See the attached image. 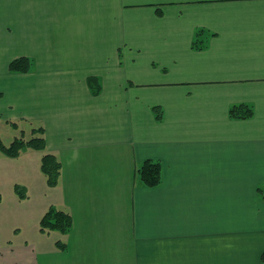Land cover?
<instances>
[{
	"label": "crops",
	"instance_id": "1",
	"mask_svg": "<svg viewBox=\"0 0 264 264\" xmlns=\"http://www.w3.org/2000/svg\"><path fill=\"white\" fill-rule=\"evenodd\" d=\"M241 103L252 116L229 117ZM19 118L61 169L48 187L41 151L0 152V185L39 190L0 214V264H262L264 0H0V132ZM49 206L66 235L39 230Z\"/></svg>",
	"mask_w": 264,
	"mask_h": 264
},
{
	"label": "trees",
	"instance_id": "2",
	"mask_svg": "<svg viewBox=\"0 0 264 264\" xmlns=\"http://www.w3.org/2000/svg\"><path fill=\"white\" fill-rule=\"evenodd\" d=\"M204 32L203 28L195 30L192 39V47L201 49L204 47ZM33 60L27 56H19L12 59L8 63V70L13 73H26L32 70ZM89 82H96L93 77L89 78ZM156 115V119L160 120L162 117V109L159 106L152 107ZM253 114V108L249 104H234L228 110L229 117L233 119H246ZM7 123L13 128L19 129L18 135H14L9 141H4L0 135V152L8 157H18L25 149H35L42 152L40 158V170L45 177V182L48 187H54L59 178L61 163L58 157L45 150V130L41 125H33L31 121L26 119L9 120ZM23 124H27V129ZM22 125V126H21ZM137 173L141 182L149 187L155 186L161 181V166L158 161L145 160L138 168ZM15 192L20 199L26 197V193L17 185L14 186ZM261 191V189H259ZM262 193V192H261ZM263 198L264 194L262 193ZM72 226L71 216L64 210L58 209L54 206H49L39 219V230L41 232L57 231L62 235H66ZM58 249L64 250L66 244L63 240L55 242ZM261 263L264 264V251L260 255Z\"/></svg>",
	"mask_w": 264,
	"mask_h": 264
},
{
	"label": "rangeland",
	"instance_id": "3",
	"mask_svg": "<svg viewBox=\"0 0 264 264\" xmlns=\"http://www.w3.org/2000/svg\"><path fill=\"white\" fill-rule=\"evenodd\" d=\"M17 57H19V56H17ZM14 58H16V57H14ZM13 58V59H14ZM32 59V58H31ZM12 60V59H11ZM10 60V61H11ZM33 60V59H32ZM34 61V60H33ZM30 72V71H29ZM27 73V72H26ZM92 78V77H91ZM93 79L94 80H96V82H98V78L97 77H93ZM88 82H89V79L87 80ZM20 119V118H19ZM22 119H26V118H22ZM13 120H16V119H13ZM26 120H28V121H31L32 123H33V125H36V123L33 121V120H29V119H26ZM7 121H9V120H7ZM7 121H6V123H7ZM9 126H10V128L13 130L12 131V133L11 132H8L9 134H7V133H5V132H3L2 130H1V132H0V135L2 136V134H7V135H9V138H6L5 136H2L3 137V139H4V141L6 142L7 140L9 141L14 135H18V133H19V129H17V128H13L11 125H10V123H7ZM24 125V128H26L27 130L25 131V132H28V128H27V124H23ZM22 126V125H21ZM2 133V134H1ZM11 133V134H10ZM28 134H29V132H28ZM28 149H30V148H28ZM33 150H35V149H33ZM47 151V150H46ZM26 184L27 183H21V182H15V183H13V185L11 186V190H10V187L8 188V186H5L4 184H2V185H0V214L1 213H3L4 212V210L7 208V205H9V197L11 196V195H14L15 197L17 196L18 198H19V196L18 195H15L14 193L12 194V191L13 192H15V189H14V186L15 185H17V186H19L25 193H27V194H29L30 195V204L32 203V202H35L36 201V199H37V194H39V190H37V188H36V185H35V183H29L28 185H27V188H26ZM16 193V192H15ZM17 194V193H16ZM1 229L3 230V232H5V233H7V234H9L10 235V233L12 232V228L9 226V225H7V224H3V225H1ZM1 232V231H0ZM3 236H4V233H1L0 234V241H1V239L3 238ZM14 236V235H13ZM13 239H15V238H13Z\"/></svg>",
	"mask_w": 264,
	"mask_h": 264
}]
</instances>
